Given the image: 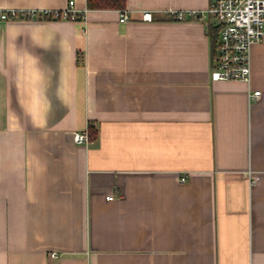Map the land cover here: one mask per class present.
I'll list each match as a JSON object with an SVG mask.
<instances>
[{"label": "crops", "instance_id": "obj_1", "mask_svg": "<svg viewBox=\"0 0 264 264\" xmlns=\"http://www.w3.org/2000/svg\"><path fill=\"white\" fill-rule=\"evenodd\" d=\"M74 1L0 19V264H264V38L211 81L217 23L169 11L213 0Z\"/></svg>", "mask_w": 264, "mask_h": 264}, {"label": "built area", "instance_id": "obj_2", "mask_svg": "<svg viewBox=\"0 0 264 264\" xmlns=\"http://www.w3.org/2000/svg\"><path fill=\"white\" fill-rule=\"evenodd\" d=\"M171 16L178 21L188 18H207L214 20L219 27V41L210 70L211 81H232L250 84L252 80V49L264 38V0H213L210 5L201 11L170 10ZM42 15L43 19L65 21H79L85 18V11L76 7L75 1L70 0L66 7L58 10H0L1 20L34 19ZM127 11H121L119 21H129ZM152 11H143L142 20L152 21ZM256 100L261 91L251 93ZM74 142L87 145L90 142L89 130L74 133ZM258 178H254L255 182ZM184 181L185 178L183 177ZM123 196H120V198ZM113 200L114 196L107 197ZM57 258V253H51Z\"/></svg>", "mask_w": 264, "mask_h": 264}, {"label": "trees", "instance_id": "obj_3", "mask_svg": "<svg viewBox=\"0 0 264 264\" xmlns=\"http://www.w3.org/2000/svg\"><path fill=\"white\" fill-rule=\"evenodd\" d=\"M87 6L90 9H102V8H113V7H123L124 0H87ZM212 39L213 52L216 50V43L219 38V29L212 28L210 33Z\"/></svg>", "mask_w": 264, "mask_h": 264}]
</instances>
